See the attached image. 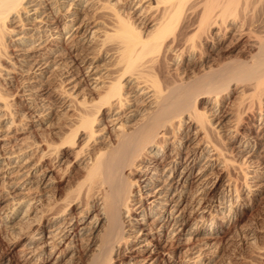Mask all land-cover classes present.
I'll return each instance as SVG.
<instances>
[{"label": "bare ground", "instance_id": "6f19581e", "mask_svg": "<svg viewBox=\"0 0 264 264\" xmlns=\"http://www.w3.org/2000/svg\"><path fill=\"white\" fill-rule=\"evenodd\" d=\"M263 101L264 0H0V264H217L250 203L220 132L260 113L249 162Z\"/></svg>", "mask_w": 264, "mask_h": 264}, {"label": "rangeland", "instance_id": "374dc122", "mask_svg": "<svg viewBox=\"0 0 264 264\" xmlns=\"http://www.w3.org/2000/svg\"><path fill=\"white\" fill-rule=\"evenodd\" d=\"M229 39H230V37H226V39L224 38L221 41V40L216 38L215 40L218 44L214 40V47H210L207 50L209 52V53L207 52L209 54V57L211 56L210 57V59L212 61L211 63L216 64V62L219 61V59H221L222 57H228V55H229V57H232V56L243 57L244 55L246 56V54H245L246 50H245V48H243L244 47L243 42L235 41L233 39H230L231 40L230 41ZM228 41H230L231 44ZM235 43H237V45ZM226 44L229 45V47ZM226 46L228 48H226ZM238 49H240V51ZM9 50H11V48ZM225 54H228V55H225ZM178 65L180 66L181 62H179ZM190 69H188L189 72L187 71L189 74L191 73ZM233 85L234 84H232L229 87L232 90L229 89L227 96L223 97V99H224L223 102L225 105L226 104H227V106L229 105L228 107L234 106L236 104L235 102L239 101L241 99V96H242V92H241V90H239L240 87L236 86V87H238V89H237L236 87H234L235 85L234 86ZM233 88H235V89H233ZM238 92L241 93V95L238 94ZM230 100L231 101L233 100V102H231ZM230 105H232V106H230ZM261 106H262V104H261ZM262 109L264 110V101H263ZM262 109L260 112L263 111ZM249 114L250 113H248V112H245V115L242 114L240 117L241 119L239 121L240 123L238 122L237 126H236V123L234 124V120L231 121V123L233 122L232 123L233 127L236 129L238 128L237 130L233 128L235 131L232 129L233 130V132H232V130H227V128L226 129L224 128L220 132V134H222V135H220L221 139L222 140L225 139L224 141H221V143L222 144L225 143L223 146H224V148L226 147V149H225L226 152L230 151L229 154L227 153L228 154L227 156L230 159L229 162H232L234 164L233 165L231 163H227L225 166L223 165L224 168L222 167L220 170L221 182L224 183V182H228L230 180V182H228V183L231 184L232 188L234 186L239 185L240 187H237L239 194H241L244 197V199H246L247 201L249 200L250 203H249L247 209H245V214H244L243 219L239 223L240 227L238 226L239 227L238 231L236 233H234L231 237L224 240L221 244H219L218 245L219 247L217 246L215 248L216 250L214 249V252H213L214 253V259H215V262H217V264H245V263L246 264H262V253L261 252H262V246H264V225H263L264 224V188H263L264 184L262 185V181L257 180V178H253L252 176H249L248 174H253V173H258V174L261 173L262 174L263 163H261V162H263L262 161L263 160L262 159V151L264 152V146L262 148H260V147L262 145H264V138L261 139V141H260V146L258 148V150L259 149L260 150L258 151V155L254 156L253 159H251L248 162V158L245 155H243L244 152L240 151V148L242 147L241 144H242L243 139H245V137H248L254 133L253 132L254 128L258 125L259 120H260V118H259L260 113L259 112H256V114L253 115V117H252V115H249ZM242 116H243V118H242ZM24 131H27V128L24 129ZM238 131H239V133H237ZM228 133L230 134V136H228L229 135ZM231 136H232V138H231ZM235 146H237V147L235 148ZM241 155L243 156V158H241L242 157ZM257 156H260L261 160H260V158H257ZM246 159H247V161L245 163V161H243V160H246ZM231 160H233V161H231ZM253 160L255 161V163ZM245 164H247V166ZM231 165H233V167H231ZM261 166H262V168H261ZM257 167H259V168H257ZM225 169H226V171H225ZM255 169H257L258 172ZM259 170H261V171H259ZM230 174H231V176H230ZM225 175H227V177L229 179L228 178L224 179ZM70 177H67V178L71 182V179L73 180V178H72V176H70ZM244 177H246L247 179ZM244 179L246 181L248 180L249 182L247 181V183H249L251 186L257 187L256 188L257 192L255 195L251 194L252 190L248 191L246 189L247 184H245L246 186L244 185V183L246 182V181L244 182ZM63 182H59V186L62 188L65 187V185H67V183H65V182L63 183ZM259 184L261 187L257 186ZM240 191H242V192H240ZM246 193H248V194H246ZM248 195L250 197H248ZM241 223L244 225L243 227H242ZM251 230H253V231H251ZM252 244H254V245H252ZM258 257H260V258H258Z\"/></svg>", "mask_w": 264, "mask_h": 264}]
</instances>
